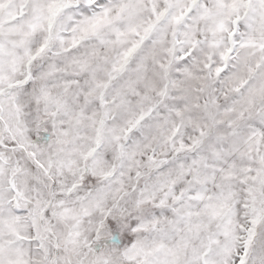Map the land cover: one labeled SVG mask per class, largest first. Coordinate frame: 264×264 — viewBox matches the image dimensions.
I'll return each mask as SVG.
<instances>
[{
	"label": "snow or ice",
	"instance_id": "6c2138e0",
	"mask_svg": "<svg viewBox=\"0 0 264 264\" xmlns=\"http://www.w3.org/2000/svg\"><path fill=\"white\" fill-rule=\"evenodd\" d=\"M0 264H264V0H0Z\"/></svg>",
	"mask_w": 264,
	"mask_h": 264
}]
</instances>
